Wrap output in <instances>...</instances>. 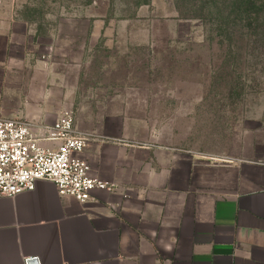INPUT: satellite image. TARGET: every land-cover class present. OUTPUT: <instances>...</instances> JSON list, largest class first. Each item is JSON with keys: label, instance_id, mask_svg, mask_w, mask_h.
<instances>
[{"label": "crops", "instance_id": "0c3cea01", "mask_svg": "<svg viewBox=\"0 0 264 264\" xmlns=\"http://www.w3.org/2000/svg\"><path fill=\"white\" fill-rule=\"evenodd\" d=\"M79 42L0 23V113L41 128L76 109L80 155L116 190L80 202L38 180L0 198V264H264V142L247 132L208 145L175 114L189 104H153L105 76L88 85L89 66L119 55L120 40Z\"/></svg>", "mask_w": 264, "mask_h": 264}, {"label": "rangeland", "instance_id": "374dc122", "mask_svg": "<svg viewBox=\"0 0 264 264\" xmlns=\"http://www.w3.org/2000/svg\"><path fill=\"white\" fill-rule=\"evenodd\" d=\"M10 17L42 36L120 40L119 55L102 53L83 82L105 76L150 103L189 104L175 114L208 145L247 132L264 142V0H0V23Z\"/></svg>", "mask_w": 264, "mask_h": 264}, {"label": "built area", "instance_id": "2783aa9c", "mask_svg": "<svg viewBox=\"0 0 264 264\" xmlns=\"http://www.w3.org/2000/svg\"><path fill=\"white\" fill-rule=\"evenodd\" d=\"M86 144L70 109L41 128L25 118L0 116V198L33 190L38 180L53 182L60 195L80 202L94 190L115 192L116 184L97 176L80 155ZM258 162L264 166V156Z\"/></svg>", "mask_w": 264, "mask_h": 264}, {"label": "water", "instance_id": "95a60500", "mask_svg": "<svg viewBox=\"0 0 264 264\" xmlns=\"http://www.w3.org/2000/svg\"><path fill=\"white\" fill-rule=\"evenodd\" d=\"M28 264H38V260L36 258H31L29 260H27Z\"/></svg>", "mask_w": 264, "mask_h": 264}]
</instances>
